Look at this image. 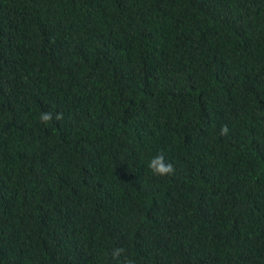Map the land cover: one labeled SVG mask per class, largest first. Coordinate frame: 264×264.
Instances as JSON below:
<instances>
[{
  "label": "trees",
  "instance_id": "trees-1",
  "mask_svg": "<svg viewBox=\"0 0 264 264\" xmlns=\"http://www.w3.org/2000/svg\"><path fill=\"white\" fill-rule=\"evenodd\" d=\"M126 259L264 264V0H0V264Z\"/></svg>",
  "mask_w": 264,
  "mask_h": 264
},
{
  "label": "clouds",
  "instance_id": "clouds-1",
  "mask_svg": "<svg viewBox=\"0 0 264 264\" xmlns=\"http://www.w3.org/2000/svg\"><path fill=\"white\" fill-rule=\"evenodd\" d=\"M55 120L59 121L63 119L62 113H57L55 117L52 112H42L40 114V120L42 123L47 124L48 122ZM229 128L227 125L222 126L221 135H227ZM148 168L151 170L152 174L157 177H167L169 175H174L175 167L172 163L168 162L163 154H157L153 156L148 162ZM125 250L121 247H117L112 250L111 256L119 261V258L124 254ZM121 264H134L131 259H126L121 262Z\"/></svg>",
  "mask_w": 264,
  "mask_h": 264
}]
</instances>
